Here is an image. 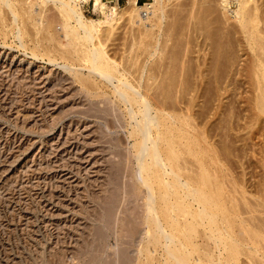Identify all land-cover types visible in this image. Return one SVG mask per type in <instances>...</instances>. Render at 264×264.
I'll return each mask as SVG.
<instances>
[{"label": "rangeland", "instance_id": "1", "mask_svg": "<svg viewBox=\"0 0 264 264\" xmlns=\"http://www.w3.org/2000/svg\"><path fill=\"white\" fill-rule=\"evenodd\" d=\"M103 1L107 9L113 8L114 0ZM118 1L121 6L125 3V0ZM150 1L138 0V4ZM163 2L166 14L169 13L164 21L167 30L175 25L173 22L176 20L183 22V8H180L181 12L178 9L181 0ZM57 6L53 0H19L15 5L16 9L20 12L18 7L24 8L19 13L21 17L18 15L17 22L12 20V13L7 7H3V13L0 11V264H147V256L144 258L141 252L148 237L146 213L149 193L142 186V179L138 175V151L135 148L138 139L131 133L136 123L132 114L137 110L134 108L133 111L130 106L121 103L113 87L116 82L107 83L90 74L85 68L86 64L79 65L80 62L72 60L74 57L68 56L70 61L61 59L59 55L64 54L61 53L62 50H68L69 41L61 30L63 21ZM93 6L91 0L81 2L84 15L97 20L100 14ZM235 8L236 4H232L227 12L218 8L222 13L225 12L227 19H223V22L228 20L226 23L230 25L235 21ZM186 9L190 12L191 7ZM177 11L178 14L180 12V16L177 14L180 18L176 16L175 20L174 13ZM184 23L183 26H186ZM179 24L178 28L173 27L183 31L184 27ZM185 30L186 28L184 32L180 31L181 36L178 35L182 38H179L181 44L178 48L186 41V36L183 35ZM171 31L175 33L176 30ZM131 34L127 20H121L114 36L106 42V50L112 60L121 64V68H127L128 77L134 80L139 74L136 66H142L144 59L142 56L138 59L139 65L133 63V54H130ZM51 37L55 42L48 43L46 38ZM243 44L240 43L242 46L238 47L241 61L238 66L235 65L237 69L246 66L245 60L249 62L247 57L250 55H246L248 51ZM45 45L52 47L53 54L50 57L44 54ZM33 47H37V51ZM48 59H55V62ZM238 77L237 75L236 78ZM241 80H244V75ZM245 96L243 93L242 98L239 95L236 97L238 102L234 101L236 108L233 112L228 105L232 99L225 96L219 100H210L211 102L207 98L201 101L195 99L193 103L196 109L193 106L191 118L183 105L176 103V107H183V112L187 113L185 118L189 117L196 123H190L195 132H192V127L190 130L193 134H198L200 139H205V143L211 148L206 145L207 151H216L217 157L221 159L219 164H213L211 157L215 153L211 152L207 156L210 158L208 161L204 162L207 157L203 159V166L207 164L208 170L215 177L219 170L217 176L219 175V180L222 178L224 192L226 191L223 194L231 202V207L228 204V208L233 210L232 214L235 213L231 215L232 221L236 223L235 230L242 225L243 228L239 229L242 233L244 229H248L246 236L241 233L237 236L243 235L247 239L251 235L255 239L254 235L248 233L255 230L257 233V229H261L258 237L261 238L262 234L264 238V118L260 116L263 120L257 119L255 125L250 122L251 110H246L245 106H251ZM206 102L211 103L210 106ZM222 104L225 108L217 110V113L215 108ZM185 156L182 160L187 161L183 162L184 166L189 167L187 172L191 169L190 172L194 170L195 173L183 172L186 176L182 174L183 178L192 177L195 183L196 175L201 173L198 170L200 165L195 164L197 160L192 155V158ZM244 204L249 205L245 208ZM260 205L262 207L259 208ZM249 206L254 207V210L258 206V210L253 211L255 215ZM240 221L243 224L239 227ZM250 222L253 225L250 226ZM201 230L199 228L200 233L195 243L204 245L205 235ZM260 240L258 239L259 252L264 247V240ZM153 252L152 257H156L154 264H163V251L159 249ZM259 252L252 262L243 254L238 264H256V261L264 264V255ZM260 257L263 262L258 259Z\"/></svg>", "mask_w": 264, "mask_h": 264}, {"label": "bare ground", "instance_id": "2", "mask_svg": "<svg viewBox=\"0 0 264 264\" xmlns=\"http://www.w3.org/2000/svg\"><path fill=\"white\" fill-rule=\"evenodd\" d=\"M18 1L0 0V11H3L7 7L12 13V20L15 22H17L16 19L20 15L19 13H21L22 8H24L18 7L20 12L16 9L15 5ZM82 1L86 2L88 0H53L55 6L58 5V13L63 21V29L61 30L64 31L70 48V50L68 48L65 52L62 50L63 52L61 51V53L64 54L58 53L61 54L59 55L61 59L66 58V60H71L74 57L72 60L80 62L79 65L85 63L86 66L85 64L84 66L90 74L100 77L101 80L107 83L116 82V85L113 87L121 103H124L125 106H130L133 111L134 108L137 110L134 111V114H132L133 112L131 113L133 115V118H131L136 120V127L134 126V131L132 130L131 132L133 135H131L135 139H138L137 146L135 147L138 151L136 153L139 156H137L138 165L136 166L138 167V175L142 179L141 184L149 193V203L146 213V223L148 224L146 234L148 237L146 236L147 240L142 252H140L144 255V258L146 256L148 257H146V260L150 262L149 264H154L153 261L156 260L154 259L156 257H152L153 255L151 254L153 251L156 252L159 249L163 251V264H238L239 258L243 254L250 259L249 261H255L254 257L259 252L258 239L264 240L262 234L261 238L258 237V231L261 233V229H257V233L256 230L248 233L249 235H254L256 238L258 237L257 240L251 235L250 237L247 235L249 237L247 239L243 238V235L246 236L248 229H244L245 234L239 230L243 228L242 221H240L241 224H238L239 227L240 225L242 227H237L238 229L235 230L236 223L231 219V215L235 213L232 214L233 210L230 211L231 202L223 194L225 187L223 181H221L222 178L219 180V175L217 176L219 170L216 172L215 177V174L208 170L207 164H205L206 168L203 166V159L209 156V153L212 151H207L209 145L205 143V139H200L196 133L193 134L195 130L192 127L193 125L190 126L192 122L190 118L193 114H190L195 99L201 101V99L207 98V101H215L221 97L224 98V96L232 99L228 105L231 106L233 112V109L236 108L233 105L236 97L238 95L241 97L245 93V97L251 106V108L245 106V109L251 110L250 112L248 111L250 122H253L255 125L257 119L259 121L262 119L259 118L260 116L264 118V0H181L182 3L179 2L181 6L179 4L178 9L183 8L182 12L180 9L181 18L183 19V22L181 21L182 26L184 22L186 23V26H183L184 29L186 28V32L183 34L186 36V41L181 46L183 48L178 47L181 44V40L179 41L181 37L179 36L182 35L181 33L184 32V29L183 31L180 30L182 31L180 32L174 28L180 22L176 20V16L180 18L178 17V15L180 16V12L179 14L178 11L174 13L176 14L174 15L175 18L172 16L176 20H174L176 23L173 22L175 25L171 23L174 26H172L173 29L170 26L171 29L165 30L166 26L164 25V21L166 20V15L169 13L166 14L164 0H151L150 2L143 3V5H139L138 0H125L123 6L119 5L117 0H114L112 9H107L103 0H91L94 3L93 8L100 14L97 20L87 18L84 15L81 8ZM19 3L21 4V2ZM43 4L45 5V2ZM232 4H236L237 6L233 10L235 23L232 22L233 24L228 25L229 23H226L228 20L223 22V19L226 18L225 12L231 8ZM186 7H191L190 12L188 9L185 10ZM195 8L196 11H194ZM218 8L225 12L222 13V10L219 11ZM2 11L1 13H3ZM186 11L188 12L186 13ZM22 12L25 13L24 11ZM168 17L172 18L170 16ZM123 19L127 20L130 32L132 33L130 54H133H131L133 63L137 65V61L141 56L144 59H142V66H139V68L136 66L139 74L137 79L134 80H130L128 77L127 68H121V64L116 63L117 60H112L109 57L108 49L106 48V42L114 36L117 25ZM22 23L21 25H23ZM171 30H176L177 32L175 31L174 33ZM178 32L179 34H177ZM40 33H37V35ZM189 33L190 36H188ZM18 37L22 40L23 35L22 37ZM46 39H48V43L55 42L52 37ZM175 43H178V45L175 46ZM240 43L245 44L244 47L248 51L246 55H250V57H247L249 58V62L245 60V67L237 69L235 65L237 64L238 66L241 61V56L239 57L238 55L240 53L238 47L242 46L239 45ZM21 47H24V45ZM46 47L45 45V48H43L44 54L50 57L53 52L52 47ZM191 48L192 50H190ZM33 51L31 53L34 56ZM54 52L56 51L54 50ZM48 60L52 63L55 62V59L53 61L51 59ZM237 75L239 76L238 79L236 78ZM243 75L244 80L242 81L241 78ZM240 80L243 84H240ZM248 102L245 104L247 105ZM176 103L184 106L190 118H185L187 113L185 111V113L183 112V107L177 108ZM206 104L210 106L211 103L206 102ZM222 108H225L223 104L218 108L216 107V112ZM246 110L245 112H247ZM229 112L232 113L231 111ZM224 124L226 123L224 122ZM191 127L193 133L190 130ZM185 155L187 157L188 155H192L197 160L195 164L199 163L200 165L198 167L201 169L199 168L198 170H201L199 171L201 173H198L199 175L197 173V175L195 174L197 176L195 183L192 177L191 179H188V177L187 179L183 178V172L190 174L194 171L190 172V169L187 172L189 167L183 165L186 159L182 160V157L184 158ZM192 157L190 156L189 158ZM209 159L207 157V160L205 159L204 162ZM211 160L216 165L221 159L219 160L217 153H215L211 157ZM184 167L187 169L186 171ZM194 169L196 168L194 167ZM229 193L228 196H230ZM242 198L244 197L242 196ZM253 202L256 203L255 201ZM228 204L230 205L229 208ZM262 206L264 209V201ZM262 206L260 205L259 208ZM256 207L258 206H255V210L257 211L258 208ZM251 209L250 211H255L254 207ZM252 214L255 215L254 212ZM250 217L252 216L250 215ZM199 228L202 229L201 231L205 235L204 245L195 243V239L200 233L198 231ZM236 231L238 234H236ZM240 233L243 235L237 236ZM260 245L262 244L260 243ZM210 247L214 250L212 251ZM244 247H246V250ZM262 250H264V247ZM262 250L259 253L262 252V255H264ZM261 258L258 259L263 262ZM148 262L146 263L148 264ZM255 263L258 264L260 262L256 261Z\"/></svg>", "mask_w": 264, "mask_h": 264}, {"label": "crops", "instance_id": "3", "mask_svg": "<svg viewBox=\"0 0 264 264\" xmlns=\"http://www.w3.org/2000/svg\"><path fill=\"white\" fill-rule=\"evenodd\" d=\"M118 3H119V1H118Z\"/></svg>", "mask_w": 264, "mask_h": 264}]
</instances>
